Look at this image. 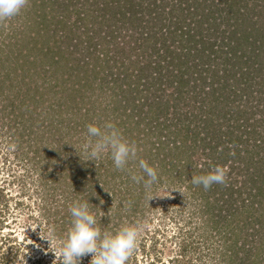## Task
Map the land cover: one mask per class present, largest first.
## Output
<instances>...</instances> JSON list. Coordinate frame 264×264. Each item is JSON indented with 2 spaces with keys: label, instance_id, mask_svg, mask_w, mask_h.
I'll return each mask as SVG.
<instances>
[{
  "label": "trees",
  "instance_id": "1",
  "mask_svg": "<svg viewBox=\"0 0 264 264\" xmlns=\"http://www.w3.org/2000/svg\"><path fill=\"white\" fill-rule=\"evenodd\" d=\"M28 2L20 37L0 33V115L10 143L19 146L23 129L30 136L57 125L88 138L89 123L110 121L138 149L127 167L141 171L143 158L157 184L201 199L196 212L227 237L220 264H263L264 0ZM74 147L31 167L44 201L64 196L56 212H66L65 224L70 188L77 201L94 198L102 168ZM98 160L113 162L108 153ZM216 165L226 183H191ZM116 177L124 174L106 182ZM181 252L179 263L187 247Z\"/></svg>",
  "mask_w": 264,
  "mask_h": 264
},
{
  "label": "rangeland",
  "instance_id": "2",
  "mask_svg": "<svg viewBox=\"0 0 264 264\" xmlns=\"http://www.w3.org/2000/svg\"><path fill=\"white\" fill-rule=\"evenodd\" d=\"M28 3L27 0L24 8L16 15L17 18L0 20V33L11 31L16 33L14 38L20 37L19 25L24 27L25 12L30 6ZM13 19L10 24L9 20ZM30 36L33 38L35 32H30ZM3 38L4 35H0V42ZM48 47L55 51L53 42ZM4 116L0 115V191L4 196L3 200L0 197V264H56L53 251L59 239L49 244L39 236L40 228L35 229V226L37 223L41 225V235L48 228L55 230L57 238L66 235L70 222L65 224L61 219L66 212H56L60 211V205L64 207V196L58 193L48 203L44 201L48 195L47 190H44V195L39 193L40 186L36 184L38 175L31 172V167L33 171L35 164L43 165L49 157L56 158L64 144L69 145L70 149L75 148L74 144L80 146L85 156L83 146L88 138L73 130L68 131L64 125L62 128L57 125L54 126L56 128L48 127L30 136L23 133V129L19 136L25 135V138L23 141L21 138V145L17 146L10 143L6 126L2 123L6 122ZM57 130L56 136H63L59 139L61 141H55L51 134ZM97 162L96 166L102 168L95 177L99 184L97 191L94 190V198L89 200V208L96 214L99 227L103 232H114L124 225L141 228L137 247L129 256L127 264H220L227 237L219 235L214 229L215 225H208L204 217L196 212L200 198H193L184 189H170L157 183L146 194L142 184L130 179L128 171H117L113 162L99 164L98 159ZM48 167L50 170L55 169L54 165ZM127 168L132 172L137 171L134 165ZM117 174H124V177L106 182L111 175ZM114 188L116 195L113 193ZM72 190L70 188L66 196L70 201L67 202V208L77 201L74 193L70 194ZM149 195L153 197L148 201ZM25 225L30 227L24 231ZM185 246L186 259L179 263L175 260H182L181 251ZM244 257L245 253L239 252V258L243 260ZM89 260L90 255H86L82 257L81 264H89Z\"/></svg>",
  "mask_w": 264,
  "mask_h": 264
},
{
  "label": "clouds",
  "instance_id": "3",
  "mask_svg": "<svg viewBox=\"0 0 264 264\" xmlns=\"http://www.w3.org/2000/svg\"><path fill=\"white\" fill-rule=\"evenodd\" d=\"M26 3L27 0H0V20L18 15ZM86 127L88 142L83 146L87 154L84 161L95 162L103 154L108 153L117 170L128 171L130 179L142 184L146 194L149 193L152 186L159 181L156 167L141 158L139 174L127 168L129 161L137 156L138 149L135 143L124 139L115 124L110 121L105 122L103 127L95 123H89ZM226 176V169L216 165L207 174L192 175L190 181L193 185H202L204 189H208L214 183H226ZM151 197L153 196H148V201ZM89 204L87 198L69 205L70 226L63 237L57 238L52 228H48L41 235V225L36 224L35 229L40 228L39 236L49 244L59 239L53 251L56 264H81L82 257L86 255H90L89 264H127L129 256L137 247L141 228L136 225H124L114 232H103ZM29 227L25 225L24 231Z\"/></svg>",
  "mask_w": 264,
  "mask_h": 264
}]
</instances>
